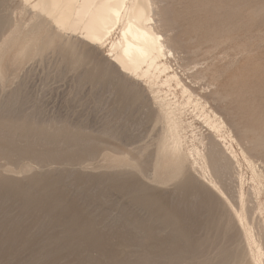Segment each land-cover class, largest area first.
<instances>
[{
	"label": "rangeland",
	"instance_id": "1",
	"mask_svg": "<svg viewBox=\"0 0 264 264\" xmlns=\"http://www.w3.org/2000/svg\"><path fill=\"white\" fill-rule=\"evenodd\" d=\"M10 9L4 2L0 14ZM159 9L169 72L188 88L159 80L160 98L179 105L170 118L187 153L180 165L158 155V105L102 56L56 43L21 66L17 48L7 52L0 264H253L229 207L264 264V0H162Z\"/></svg>",
	"mask_w": 264,
	"mask_h": 264
},
{
	"label": "bare ground",
	"instance_id": "2",
	"mask_svg": "<svg viewBox=\"0 0 264 264\" xmlns=\"http://www.w3.org/2000/svg\"><path fill=\"white\" fill-rule=\"evenodd\" d=\"M1 1L0 7L5 2L10 11V8L17 9L13 15L0 14V20L3 16L9 18V31L0 40L1 80L4 78L1 64L12 48H17L14 63L23 66L56 43L74 49L83 45L111 64L129 88L138 90L139 95L142 94L148 103L158 105L160 117L166 121L158 155L168 157L173 164L178 165L186 159L187 153L185 156L180 155L183 144L178 133V121L170 118L172 111L179 110V105L161 99L159 94L162 85L173 81L181 86L182 92L188 91L178 73L174 70L169 72V58L173 51L164 33L168 26L159 16V3L162 0ZM104 48L108 53L103 51ZM210 123L224 129L222 122ZM223 135L227 138L230 136L227 130ZM197 155L200 159L204 158L203 154ZM205 168L204 163L202 171ZM239 197L242 198L241 195ZM229 210L238 220L240 241L248 245L253 255V264H260L262 247L257 245L256 249L253 248V236L243 222L242 214L231 207Z\"/></svg>",
	"mask_w": 264,
	"mask_h": 264
}]
</instances>
